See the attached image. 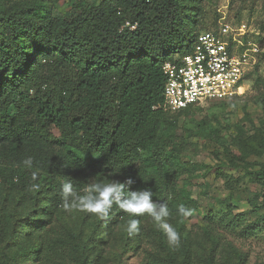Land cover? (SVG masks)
Listing matches in <instances>:
<instances>
[{
	"label": "trees",
	"instance_id": "obj_1",
	"mask_svg": "<svg viewBox=\"0 0 264 264\" xmlns=\"http://www.w3.org/2000/svg\"><path fill=\"white\" fill-rule=\"evenodd\" d=\"M193 1L77 2L73 14H53L35 0L0 3V159L11 162L0 166V174L10 171L23 187L29 177L46 176L57 201L64 183L82 186L93 173L132 178L129 190L158 193L159 172L177 168L167 145L151 137L168 114L193 108L165 110L163 94L164 63L206 31L196 29L200 13ZM146 128L150 134L128 136ZM237 140L238 155L259 153L256 138ZM28 157L31 168L23 163ZM252 173L264 178V166ZM169 186L164 198L173 212L181 204L190 208V196ZM218 222L254 230L264 224V214L249 221L243 212H230ZM75 247L79 257L73 262L71 249L53 241L36 256L44 253L49 264H90L85 245Z\"/></svg>",
	"mask_w": 264,
	"mask_h": 264
},
{
	"label": "rangeland",
	"instance_id": "obj_2",
	"mask_svg": "<svg viewBox=\"0 0 264 264\" xmlns=\"http://www.w3.org/2000/svg\"><path fill=\"white\" fill-rule=\"evenodd\" d=\"M13 1L0 0L2 5ZM33 1V0H32ZM53 14L75 12V3L100 5L103 0H35ZM185 2L190 0H184ZM199 10L197 30H212L223 18L246 23L248 39L264 53V0H194ZM245 81L239 94L229 100H211L179 115H167L151 137L175 156L174 167L159 172V192L154 201L166 202L167 222L180 234L178 246H171L166 234L147 214L132 217L113 205L107 219L77 210H65L54 198L48 177H29L24 186L8 172L0 174V264H49L37 250L55 242L58 249L78 259L75 243L84 244L90 264H264V224L254 230H231L218 222L228 213L243 212L249 221L264 214V178L252 172L264 166V56ZM258 79V81H255ZM150 134L144 129L138 138ZM256 138L259 153L237 154L239 137ZM152 143V144H153ZM144 156L148 155L143 152ZM11 165L0 159V166ZM5 167V166H4ZM176 172V174H175ZM172 174L169 180V175ZM161 176V179H160ZM124 182L114 175L91 174L81 195L93 183ZM190 196L191 217L173 212L164 198L169 184ZM36 187H33V186ZM137 191V190H130ZM4 216V218H3ZM8 218V221H7ZM140 221V232L128 236L130 219ZM66 248V249H64ZM75 264V263H74Z\"/></svg>",
	"mask_w": 264,
	"mask_h": 264
},
{
	"label": "built area",
	"instance_id": "obj_3",
	"mask_svg": "<svg viewBox=\"0 0 264 264\" xmlns=\"http://www.w3.org/2000/svg\"><path fill=\"white\" fill-rule=\"evenodd\" d=\"M248 34L246 23L234 24L223 18L216 28L200 32L187 52L166 61L164 109L175 113L239 94L262 54L260 45L252 44Z\"/></svg>",
	"mask_w": 264,
	"mask_h": 264
},
{
	"label": "clouds",
	"instance_id": "obj_4",
	"mask_svg": "<svg viewBox=\"0 0 264 264\" xmlns=\"http://www.w3.org/2000/svg\"><path fill=\"white\" fill-rule=\"evenodd\" d=\"M24 165L31 168L33 159L28 157L23 161ZM35 176V174H33ZM134 183L132 178L124 182L113 181L111 183H93L85 189V194H78L71 182H66L61 188V198L65 210H77L95 214L99 219H107L113 205L117 206L132 217L147 214L152 218L157 227L168 237L171 246H178L180 234L166 220L169 217V207L166 202L154 201L151 190L130 191ZM33 187H36L35 185ZM127 189V191H126ZM193 209L181 204L178 213L184 218L191 217ZM128 236H134L140 232V221L130 219L126 226Z\"/></svg>",
	"mask_w": 264,
	"mask_h": 264
}]
</instances>
